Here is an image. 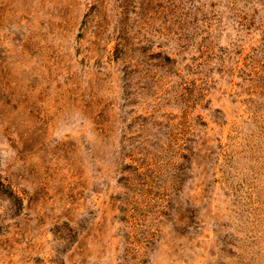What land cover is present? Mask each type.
<instances>
[{
	"label": "rangeland",
	"instance_id": "1",
	"mask_svg": "<svg viewBox=\"0 0 264 264\" xmlns=\"http://www.w3.org/2000/svg\"><path fill=\"white\" fill-rule=\"evenodd\" d=\"M120 263L264 264V0H0V264Z\"/></svg>",
	"mask_w": 264,
	"mask_h": 264
},
{
	"label": "bare ground",
	"instance_id": "2",
	"mask_svg": "<svg viewBox=\"0 0 264 264\" xmlns=\"http://www.w3.org/2000/svg\"><path fill=\"white\" fill-rule=\"evenodd\" d=\"M72 183V182H71ZM62 193V192H61ZM55 202V201H54ZM78 203V202H77ZM50 208V207H49ZM61 208V207H60ZM69 209V208H68ZM98 210V209H97ZM151 249V248H150ZM117 253V252H116ZM121 254V253H120ZM120 256H122V255H120ZM118 259H119V257H118ZM121 260V259H120ZM122 262V261H121ZM121 264V263H120Z\"/></svg>",
	"mask_w": 264,
	"mask_h": 264
}]
</instances>
